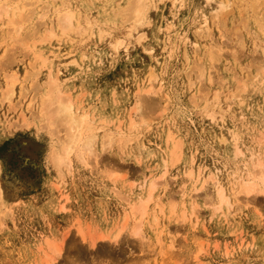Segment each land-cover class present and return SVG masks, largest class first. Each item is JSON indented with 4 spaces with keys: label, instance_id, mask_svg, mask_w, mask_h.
Returning a JSON list of instances; mask_svg holds the SVG:
<instances>
[{
    "label": "rangeland",
    "instance_id": "rangeland-1",
    "mask_svg": "<svg viewBox=\"0 0 264 264\" xmlns=\"http://www.w3.org/2000/svg\"><path fill=\"white\" fill-rule=\"evenodd\" d=\"M137 1L0 0V264H264V195L219 210L205 183L217 176L235 199L237 179L264 160V0H215L221 13L154 0L139 42ZM53 85L101 128L97 162L73 155L62 175L52 155L64 134L40 110ZM153 181L132 237L131 207Z\"/></svg>",
    "mask_w": 264,
    "mask_h": 264
},
{
    "label": "bare ground",
    "instance_id": "bare-ground-1",
    "mask_svg": "<svg viewBox=\"0 0 264 264\" xmlns=\"http://www.w3.org/2000/svg\"><path fill=\"white\" fill-rule=\"evenodd\" d=\"M132 1V0H131ZM154 0H138L136 2V4L134 5V8H133V12H131V16H128L129 18H134L130 20H133L134 22V25H132V28L134 29V31L137 32L138 35H136V38L139 42V40H143L140 32L141 30V27H143L146 23V19L148 18L149 16V13H150V9L152 8V3H153ZM179 1V0H178ZM205 5L209 8L212 9V11H218V13H221L222 11L226 10L225 7L223 6V2H218V1H215V0H203ZM131 6V5H130ZM155 6V5H154ZM62 7V6H61ZM60 7V8H61ZM154 8V7H153ZM9 9H10V6L9 5H3L1 8H0V19L2 20V18H7L9 17L10 13H9ZM20 10V9H19ZM24 10L25 8L21 9L20 10V14L23 15L24 13ZM58 10V9H57ZM126 12V16H127V11ZM216 12H213V13H216ZM59 13V12H58ZM129 13V12H128ZM133 13V14H132ZM62 15V14H61ZM64 15V14H63ZM66 15V16H65ZM64 17L65 18H60V22L58 25V27L62 29V31H65L66 30H69V27L71 28L72 26V23L73 22V15L71 13H69L68 15L65 14ZM129 15V14H128ZM134 15V17H133ZM205 17V16H204ZM128 18V19H129ZM58 19V21H59ZM152 20V19H150ZM207 20V19H205ZM17 21V20H16ZM14 19L12 20H8L7 19V26L10 27V33L11 35H16L17 37L21 36L22 34V28L20 27H17V23H19V21L16 22ZM129 20H127L128 22ZM126 22V23H127ZM152 22V21H151ZM149 25V23H148ZM131 28V27H130ZM128 29V28H127ZM130 30V29H129ZM132 30V29H131ZM130 30V31H131ZM129 33V38L127 40H120L117 42V46L118 47H124L127 46V44H129L130 42V38L133 39V33ZM127 33V34H128ZM141 33V34H140ZM136 34V33H135ZM13 35V36H14ZM145 37V36H144ZM126 38V37H125ZM124 38V39H125ZM145 39V38H144ZM115 42V41H114ZM137 42V43H138ZM133 44V43H132ZM131 44V45H132ZM112 45V44H111ZM114 45H112L113 47ZM35 48V47H34ZM116 48V45L115 47H113V49ZM128 49V48H127ZM125 50V49H124ZM127 53V52H126ZM263 70V69H262ZM262 72V71H261ZM264 72V71H263ZM258 73V72H257ZM257 75V74H256ZM258 76V75H257ZM253 78V77H252ZM255 78V77H254ZM253 78V81L256 80ZM257 78V77H256ZM238 79V78H237ZM241 80V79H240ZM239 80V81H240ZM53 81V80H52ZM243 81V80H242ZM11 82V81H10ZM56 79H55V83H56ZM252 82V81H251ZM52 83V82H50ZM49 83V85H51ZM239 83V82H238ZM53 84V83H52ZM240 84V83H239ZM11 85V83H10ZM57 85V84H56ZM56 85H53V87L50 88L46 98L42 100L43 103H41V111L42 113H44L45 117H46V120L49 121V123H51V126H54L55 128V132L54 133H60L62 132L64 134V139H63V143H60L62 144L61 147L59 149H57L53 155H52V160H53V163L54 165L57 167L56 169L58 170L59 173H61V175L63 174V170L66 169V170H72L71 168V165H72V162L74 160H72V157L73 155L75 156V158L77 160H80L82 162H85L87 161V159H92L93 160V163H95L94 161H96L98 158H97V154H95L96 152L95 151V148H96V145H97V140H98V132L101 128H98L96 127V125H94V123L92 121H94L92 118V120L89 118L88 114L87 113H81L79 112L78 110L75 109L74 107V104L72 103V100L71 98L65 94V93H62L61 89L59 86H56ZM7 88H9V85H6ZM5 88V89H7ZM9 91V89L6 90V92ZM14 91V90H13ZM10 92H11V88H10ZM46 92V91H45ZM148 94L150 93V90L147 91ZM9 93V92H8ZM7 93V98H9V96H11L10 94ZM15 94V93H14ZM65 94V95H64ZM203 94H206V93H203ZM218 94V93H216ZM9 95V96H8ZM147 95V94H146ZM5 96V95H4ZM232 96V95H231ZM203 97V96H201ZM206 97V96H205ZM214 97V96H213ZM216 97H219V95H215V98ZM233 97V96H232ZM6 98V97H5ZM204 98V97H203ZM204 99H207V98H204ZM234 98H237V97H234ZM218 99V98H216ZM214 100V101H217V100ZM225 99H228L227 97ZM40 100V102H41ZM212 100V102H213ZM207 101V100H206ZM228 101V100H227ZM218 102V101H217ZM145 103V102H144ZM214 103V102H213ZM212 103V104H213ZM210 104V103H208ZM211 104V105H212ZM219 104V103H218ZM221 104V103H220ZM206 105V104H205ZM210 105V106H211ZM217 105V104H216ZM214 106V104H213ZM212 106V108H213ZM220 107V105H218ZM217 106V107H218ZM209 107V106H208ZM216 107V106H214ZM39 110V111H40ZM209 110V109H208ZM220 110V109H219ZM212 111V110H211ZM205 112H207L206 110V107H205ZM209 112V111H208ZM209 112V116H212L214 115L213 113ZM208 114L206 116H208ZM42 115V114H41ZM217 115V114H216ZM208 116V117H209ZM213 117V116H212ZM135 123V122H134ZM143 123V122H142ZM104 124V123H103ZM136 125V124H134ZM133 126V123H131V127ZM131 127L129 128V130L131 129ZM139 127V126H138ZM51 129V128H50ZM134 129V128H133ZM132 129V130H133ZM135 129H136V126H135ZM128 130V131H129ZM105 131V130H104ZM103 131V132H104ZM131 131V130H130ZM139 133V131H136ZM102 133V132H100ZM141 133V132H140ZM53 134V133H52ZM103 134V133H102ZM107 134L106 136H103V137H106L107 139V142L105 143L108 147L112 148V143L113 142V137L112 135L108 134V133H105ZM57 135V134H56ZM104 135V134H103ZM102 136V135H101ZM100 136V137H101ZM263 136V134H262ZM104 139V138H103ZM263 139L264 141V137L261 138V140ZM105 140V139H104ZM225 140V139H224ZM221 141V142H224ZM238 142V141H236ZM262 142V141H261ZM104 144V142H103ZM104 144V145H105ZM225 144V142H224ZM237 144V143H236ZM103 145V146H104ZM105 145V146H106ZM237 146V145H236ZM106 148L109 149V148ZM103 148V147H102ZM178 148V147H177ZM238 148V147H237ZM176 149V148H174ZM108 151V150H107ZM177 150H175L176 152ZM253 151V150H252ZM251 151V152H252ZM105 152V150H104ZM247 152V151H246ZM250 152V151H249ZM243 151L241 149H237V153H236V156H239V155H243ZM258 154V153H256ZM252 155V154H250ZM255 155V154H254ZM263 155V154H262ZM262 157V156H261ZM258 158V157H257ZM256 158V159H257ZM88 160V161H90ZM254 160V159H253ZM252 160V161H253ZM258 160V159H257ZM251 161V160H250ZM97 162V161H96ZM87 162H85L84 164H86ZM94 165V164H93ZM254 169H257V172H255V170H252L250 172H245V173H248V175L244 178L242 175L239 179H237V182L238 186V192L236 193V198L233 199L231 198L230 196L227 195V192H226V189L225 187L222 185L221 181L219 179H217V176H210L206 179L205 183H207L208 181H213V183L217 186V191H216V194H217V199H218V203L216 204L217 205V208L219 210H221L223 207H228L230 209H232L231 207L234 205V203H237L238 202V197H237V194H241V196H245L246 199H248L250 197V195H253L254 193L256 194H262L264 195V160H258V162H255L254 164ZM253 167V165H251ZM247 168V164L245 166ZM204 170V169H203ZM68 171V172H69ZM204 171H202L201 175L203 174ZM200 174V173H199ZM237 174V173H236ZM198 175V174H197ZM187 176H189V178H191L192 180L196 177L193 170H190V172L187 174ZM200 176H198L199 178ZM235 177V176H234ZM236 180V179H235ZM145 183V182H144ZM232 183V182H230ZM236 184V183H235ZM157 185H159V183L157 181H153V183H151L150 185V189H149V192L147 194V197L146 198H140L139 201L135 202L134 205H132L131 207V210L134 212V213H138V215H140V218H139V222L138 224H134L136 225L134 227L133 225V229L131 230V235L132 237H139L141 232H142V221L143 219L145 218L147 214V209H148V206L150 204V202H152V199H153V195L157 189ZM233 186V185H232ZM235 186V185H234ZM144 188V186H143ZM233 189V188H232ZM234 190V189H233ZM197 191V190H195ZM233 192V191H232ZM1 194V193H0ZM247 195V196H246ZM249 195V197H248ZM2 196V194H1ZM1 196H0V199H1ZM234 196V195H233ZM235 197V196H234ZM248 197V198H247ZM243 198V197H242ZM242 198H240L239 200H243ZM246 199H244L243 201L246 202ZM249 200V199H248ZM217 201V200H216ZM241 201V202H243ZM240 202V201H239ZM238 202V203H239ZM240 202V203H241ZM244 203V202H243ZM248 203V202H247ZM237 205V204H236ZM237 207V206H236ZM217 208L215 209V211H217ZM224 209V208H223ZM238 210V209H237ZM131 211V212H132ZM132 212V213H133ZM237 212V211H236ZM230 214V213H229ZM133 216V214H131ZM137 215V214H136ZM228 215V214H227ZM135 217V215H134ZM81 230V229H79ZM123 231V230H122ZM141 231V232H140ZM80 232V236L81 238L83 239V241H87V235L84 231H78ZM123 234V232H122ZM130 235V236H131ZM107 236V235H106ZM120 235H116V241H118V238H119ZM93 239V238H92ZM96 239V238H95ZM93 240V244L92 245H96L97 244V240ZM105 239L104 236H102L99 240H103ZM91 241V240H90ZM56 250L58 251V253H61L62 249H59V248H56ZM55 250V251H56ZM50 260V259H49ZM53 261H51L49 264H52ZM54 263V262H53Z\"/></svg>",
    "mask_w": 264,
    "mask_h": 264
}]
</instances>
